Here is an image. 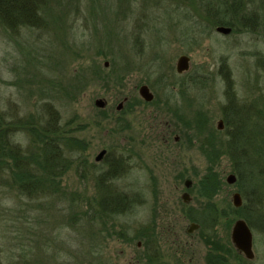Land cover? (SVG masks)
<instances>
[{
    "label": "rangeland",
    "instance_id": "rangeland-1",
    "mask_svg": "<svg viewBox=\"0 0 264 264\" xmlns=\"http://www.w3.org/2000/svg\"><path fill=\"white\" fill-rule=\"evenodd\" d=\"M220 2L43 0L33 26H0L2 129L22 156L42 147L33 143L32 126L59 144L52 169L31 167L45 184L31 196L0 165V264H208L217 255L212 240L228 264H264V0H227V35L215 31ZM182 55L189 69L178 74ZM141 85L152 104L132 105L141 101ZM124 97L129 102L116 111ZM232 125L241 127L250 159L242 176L227 148ZM101 150L107 156L96 162ZM115 160L118 178L104 184L133 205L112 219L94 211L100 175ZM202 179L220 185L210 200ZM249 189L257 192L251 260L230 240ZM184 191L189 203L180 198ZM204 212L216 221L199 223ZM192 222L201 226L189 235ZM147 228L154 238L144 251L149 261L135 238Z\"/></svg>",
    "mask_w": 264,
    "mask_h": 264
},
{
    "label": "trees",
    "instance_id": "trees-1",
    "mask_svg": "<svg viewBox=\"0 0 264 264\" xmlns=\"http://www.w3.org/2000/svg\"><path fill=\"white\" fill-rule=\"evenodd\" d=\"M220 4L217 7L218 11H220V16L215 15L214 18L216 20L214 21V25L216 26H225V27H230L232 26V20L228 19L225 17L226 6H227V0H220ZM43 2V0H0V26H3L4 28L7 29H13L17 26H27L31 27L34 24L38 22V16L40 13V4ZM204 10H208V8H204ZM216 10V9H215ZM225 12V14H224ZM217 14V11L213 12ZM246 22V20H244ZM233 108V107H232ZM238 109V108H237ZM233 111L230 110V116L231 118H235V113L237 114L236 108L232 109ZM3 119L0 118V165H3V169L5 171L9 170L11 171L12 177H14V185L17 187V189L20 191L21 194L25 196H31L33 192H35L37 189H41V186H45L43 182V177L37 178L36 180L29 174V171H31V167H35L38 170H42L45 173V169L53 167V164L51 161H55L57 159V156L59 154V147L58 143H55L54 137L47 136L44 132L38 133L34 130V126H32L33 129H30L29 132L31 134V137L33 138V143L36 145L40 144L42 147L37 151L36 154H32V156H22L21 152L19 149H17L16 146L12 145V143L7 139L6 136V130L2 129V126H4V123L2 121ZM234 120V119H233ZM235 121V120H234ZM236 123V122H235ZM232 124V123H230ZM230 124H227L229 127ZM234 124V122H233ZM236 125V124H235ZM233 126L234 132L231 135V138L229 140V144L227 143V148L231 150V158L233 160L234 164H239V171L241 172V176L244 173L243 165H244V160L250 161V159L247 157L246 154V147L245 143L246 140L244 136L242 135V129L238 125L235 127ZM29 127V126H28ZM231 127V125H230ZM55 132H52L51 134H54ZM245 135V134H244ZM73 139V138H72ZM208 139L210 140L209 136ZM75 146H80L81 142L79 140L74 139ZM243 142V143H242ZM248 143V142H247ZM207 146V145H206ZM36 151V150H35ZM206 154L208 155L210 153V149L205 151ZM218 156V153L216 154ZM13 161V164H12ZM9 162L10 167H5L6 163ZM115 163L109 164L108 168L104 173L100 175V178H104L103 180L98 181V201H97V210L94 211V215L97 213L98 215H102L105 217H110V218H115L123 213H128L132 209L133 203L126 198L124 194H118L110 191L108 187L105 186V182H112L116 178H118V174H116L117 169V164L118 161L115 160ZM199 185L201 186V192L202 194H209L211 197H205L207 199H212L213 196L218 194V192L221 190L220 185H216L215 182L210 181V180H200ZM257 192H253L252 189L247 190V197L245 195V202L246 206H244V209L242 208L236 209V215H239V218L244 219L248 225H251L253 221H256L254 213H253V208L251 207V201L254 199L252 198L251 194L253 196H256ZM206 196V195H205ZM254 203V201H253ZM210 204V203H209ZM211 210H214V205L213 207L211 206ZM214 212V211H213ZM259 212V211H258ZM212 213L206 214L204 212L203 218L198 219L199 223L203 224V222H207L208 218L215 222L216 218L213 217L211 218ZM260 214V213H259ZM93 215V213H92ZM91 215V212H87V218L91 220L93 218ZM208 216V217H207ZM261 216H259V219ZM201 224H199L201 226ZM147 233L144 234L143 230L139 232L138 235L135 236V238L141 242L144 250L141 248L137 249V252L142 251V257L145 258L146 260H150V258H147V253L151 252V243L153 241V236L152 234L150 235V230L147 228L146 229ZM149 231V233H148ZM102 232V231H101ZM124 237V234H123ZM151 242V243H150ZM217 242V241H216ZM214 240H212V251L217 253L220 251L219 250V244L218 242L216 243ZM216 243V244H215ZM148 250V252L145 254L144 251ZM224 253L225 246L222 245L220 247ZM236 250V249H235ZM229 252V249H228ZM210 257L208 259V264H228V262L225 260V257L222 255L223 258L220 260L217 259L218 256ZM225 255V253H224ZM138 260L142 262L141 257H138ZM139 261V262H140ZM219 261V263H218Z\"/></svg>",
    "mask_w": 264,
    "mask_h": 264
},
{
    "label": "water",
    "instance_id": "water-1",
    "mask_svg": "<svg viewBox=\"0 0 264 264\" xmlns=\"http://www.w3.org/2000/svg\"><path fill=\"white\" fill-rule=\"evenodd\" d=\"M217 33L227 35L231 32V29L228 27L219 26L215 29ZM107 66V63L105 64ZM189 69V57L182 55L177 59L176 62V72L178 74H182L183 72L187 71ZM139 95L146 101H150L153 97L151 94L149 88L146 85H141L138 89ZM104 101L102 99H97L95 101V106L99 108L104 107ZM122 107V103H120L117 106V110H120ZM223 127V122L219 121L217 128L221 130ZM105 153V151L100 152V154L96 157V161H98L102 155ZM228 184H234L235 182V176L229 175L226 179ZM185 187L188 188L191 186V181L187 180L185 182ZM188 200V194H183V202L187 203ZM232 205L234 208H239L242 206V199L240 195L236 192L232 195ZM198 228V225L195 223H191L187 229V233L191 234L194 231H196ZM230 240L234 248L240 252L246 259L251 260L254 257L253 251H252V233L251 230L247 224V222L244 219H238L234 222L233 227L231 229L230 233ZM137 246L140 247L141 243H137Z\"/></svg>",
    "mask_w": 264,
    "mask_h": 264
},
{
    "label": "flooded vegetation",
    "instance_id": "flooded-vegetation-1",
    "mask_svg": "<svg viewBox=\"0 0 264 264\" xmlns=\"http://www.w3.org/2000/svg\"><path fill=\"white\" fill-rule=\"evenodd\" d=\"M139 89V88H138ZM151 92V91H150ZM152 95H153V93H151ZM138 96L140 97V99H141V101H135L132 105H137V104H139V103H141V104H146V105H150V104H152L153 102H154V95H153V97H152V99L150 100V101H146V100H144L140 95H139V93H138ZM103 100V99H102ZM104 101V107L102 108V109H104L105 108V106H106V101L105 100H103ZM129 102V99L128 98H126V97H124L123 99H122V101L121 102H119V104L120 103H122V107H121V109L120 110H117V107H116V111H121L123 108H124V105L126 104V103H128ZM118 104V105H119ZM129 104H131V102L129 103ZM117 105V106H118ZM170 126H171V124H170ZM168 130H170V128H168ZM173 130L171 129L170 131H169V133L170 132H172ZM171 134H167V137H169ZM178 137L177 136H175L174 137V141H178ZM102 151H105V153L102 155V157L98 160V161H96V162H101L104 158H105V156H107V151L106 150H101L100 152H102ZM100 152L98 153V155L100 154ZM97 155V156H98ZM96 156V157H97ZM96 159V158H95ZM187 180H185L184 181V184H185V182H186ZM192 184V183H191ZM191 187L192 186H189L188 188H186L185 187V185H184V188L186 189V190H189V189H191ZM185 193H187L188 194V200L189 201H187V203H189L190 201H191V196L189 195V193L187 192V191H184L182 194H181V200L183 201V194H185ZM184 203V202H183ZM192 223H195V222H192ZM195 224H197L198 225V228H197V230L196 231H198L199 229H200V225L198 224V223H195ZM196 231H194V232H196ZM190 235V234H189ZM141 246H142V244H141ZM140 246V247H141ZM237 251V250H236ZM238 252V251H237ZM239 254H241L240 252H238ZM218 257H217V259H221V258H223L224 259V257H222V255H220L219 253H218V255H217ZM224 256V255H223ZM214 257V256H213ZM218 263H219V261H218ZM220 264V263H219Z\"/></svg>",
    "mask_w": 264,
    "mask_h": 264
}]
</instances>
